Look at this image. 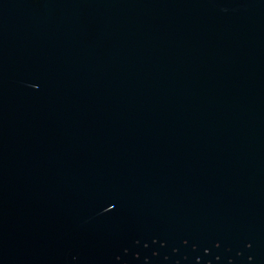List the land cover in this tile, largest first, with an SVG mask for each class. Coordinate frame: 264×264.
Here are the masks:
<instances>
[{
  "label": "water",
  "instance_id": "obj_1",
  "mask_svg": "<svg viewBox=\"0 0 264 264\" xmlns=\"http://www.w3.org/2000/svg\"><path fill=\"white\" fill-rule=\"evenodd\" d=\"M0 264H264V0H0Z\"/></svg>",
  "mask_w": 264,
  "mask_h": 264
}]
</instances>
